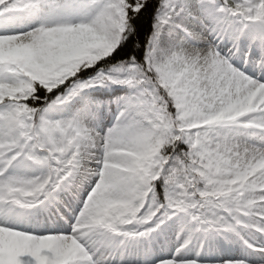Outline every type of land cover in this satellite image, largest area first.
Segmentation results:
<instances>
[{
	"label": "snow or ice",
	"instance_id": "snow-or-ice-1",
	"mask_svg": "<svg viewBox=\"0 0 264 264\" xmlns=\"http://www.w3.org/2000/svg\"><path fill=\"white\" fill-rule=\"evenodd\" d=\"M0 264H264V0H0Z\"/></svg>",
	"mask_w": 264,
	"mask_h": 264
}]
</instances>
